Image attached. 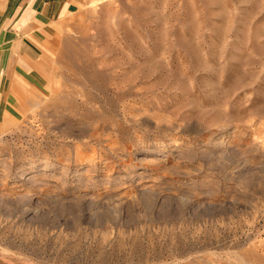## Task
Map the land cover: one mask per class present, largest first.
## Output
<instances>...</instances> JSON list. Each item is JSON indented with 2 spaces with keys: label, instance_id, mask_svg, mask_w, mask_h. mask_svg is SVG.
<instances>
[{
  "label": "rangeland",
  "instance_id": "obj_1",
  "mask_svg": "<svg viewBox=\"0 0 264 264\" xmlns=\"http://www.w3.org/2000/svg\"><path fill=\"white\" fill-rule=\"evenodd\" d=\"M0 129V264H264V0H76Z\"/></svg>",
  "mask_w": 264,
  "mask_h": 264
},
{
  "label": "crops",
  "instance_id": "obj_2",
  "mask_svg": "<svg viewBox=\"0 0 264 264\" xmlns=\"http://www.w3.org/2000/svg\"><path fill=\"white\" fill-rule=\"evenodd\" d=\"M75 1L0 0V129L13 109L24 107L16 94L41 90L45 60Z\"/></svg>",
  "mask_w": 264,
  "mask_h": 264
}]
</instances>
